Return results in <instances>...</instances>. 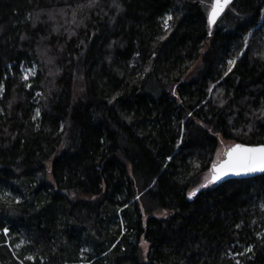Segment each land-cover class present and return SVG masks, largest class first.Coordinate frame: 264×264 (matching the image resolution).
Segmentation results:
<instances>
[{"label": "trees", "instance_id": "obj_1", "mask_svg": "<svg viewBox=\"0 0 264 264\" xmlns=\"http://www.w3.org/2000/svg\"><path fill=\"white\" fill-rule=\"evenodd\" d=\"M211 5L0 0V264H264V174L198 186L264 145V0Z\"/></svg>", "mask_w": 264, "mask_h": 264}, {"label": "snow or ice", "instance_id": "obj_2", "mask_svg": "<svg viewBox=\"0 0 264 264\" xmlns=\"http://www.w3.org/2000/svg\"><path fill=\"white\" fill-rule=\"evenodd\" d=\"M229 3L230 0H212L211 9L207 15L209 27L213 25ZM172 19L173 17L171 15H167L164 18L163 23L166 29L169 27V21ZM234 63L235 61H229L230 65ZM229 71H231V68H229ZM225 75H227V73H225ZM25 79H27V77H25ZM39 114L40 113L37 112V115ZM225 156L226 158L224 160L213 164L211 169L212 177L209 183H214L223 176L229 174L247 175L255 172H264V146L245 147L241 144H236L225 153ZM205 186L206 185H201V187ZM193 195L194 193H189V198L191 199ZM237 227H239V225ZM3 231L5 236H7L9 230L5 228ZM247 251H251V248L247 249ZM29 259H31V257H29ZM237 264H239V261H237Z\"/></svg>", "mask_w": 264, "mask_h": 264}, {"label": "rangeland", "instance_id": "obj_3", "mask_svg": "<svg viewBox=\"0 0 264 264\" xmlns=\"http://www.w3.org/2000/svg\"><path fill=\"white\" fill-rule=\"evenodd\" d=\"M167 15H170V14H167ZM169 23H170V21H169ZM163 25H164V23H163ZM164 29H166L165 26H164ZM21 73H22V76H23L24 80H27L30 76H32L35 73V69L34 68L23 67L22 70H21ZM25 77H27V79H25ZM236 144H238V142H236L234 140H224V141H222L221 144H220V147L218 149V161L224 160L226 158L225 153L230 148L235 146ZM211 177H212V171L206 172L202 176L201 182L199 183L198 186L201 187V185H206L205 187H202V188L210 187V186H213V185L217 184L223 178L222 177L220 180H218V181H216L214 183H209V181L211 180ZM142 247H143V249H144V251L146 253L147 252V247H148L147 244L143 243Z\"/></svg>", "mask_w": 264, "mask_h": 264}, {"label": "water", "instance_id": "obj_4", "mask_svg": "<svg viewBox=\"0 0 264 264\" xmlns=\"http://www.w3.org/2000/svg\"><path fill=\"white\" fill-rule=\"evenodd\" d=\"M232 1L233 0H230V3L227 6H229L232 3ZM227 6L225 7V9L227 8ZM225 9H224V11H225ZM224 11L221 13V15L224 13ZM219 17L216 19V21L219 19ZM241 145H243V144H241ZM243 146H245V147H259V146H264V145H243ZM259 174H264V172H255V173H251V174H247V175H232V174H229V175L223 176L222 179L231 178V177H234V178H249V177H252V176H255V175H259Z\"/></svg>", "mask_w": 264, "mask_h": 264}]
</instances>
